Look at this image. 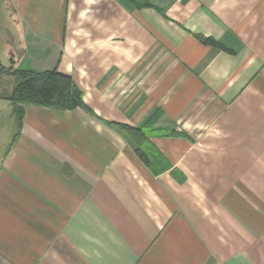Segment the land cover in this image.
Masks as SVG:
<instances>
[{
  "label": "crops",
  "instance_id": "1",
  "mask_svg": "<svg viewBox=\"0 0 264 264\" xmlns=\"http://www.w3.org/2000/svg\"><path fill=\"white\" fill-rule=\"evenodd\" d=\"M0 6L81 94L0 96V264H264V0Z\"/></svg>",
  "mask_w": 264,
  "mask_h": 264
},
{
  "label": "trees",
  "instance_id": "2",
  "mask_svg": "<svg viewBox=\"0 0 264 264\" xmlns=\"http://www.w3.org/2000/svg\"><path fill=\"white\" fill-rule=\"evenodd\" d=\"M209 41V39H206ZM15 75L21 78L8 95L0 94L11 101V112L18 120L21 119L22 105L32 102L45 106L71 109L81 104V94L71 77L56 69L32 71L16 69L12 65L5 67L0 64V76Z\"/></svg>",
  "mask_w": 264,
  "mask_h": 264
},
{
  "label": "rangeland",
  "instance_id": "3",
  "mask_svg": "<svg viewBox=\"0 0 264 264\" xmlns=\"http://www.w3.org/2000/svg\"><path fill=\"white\" fill-rule=\"evenodd\" d=\"M6 6H0V64L8 67L12 63L10 62L11 53V39L7 38L9 31V23H8V11ZM21 78L15 75L4 74L0 76V92L4 93V95H8L11 93V88L15 86Z\"/></svg>",
  "mask_w": 264,
  "mask_h": 264
}]
</instances>
